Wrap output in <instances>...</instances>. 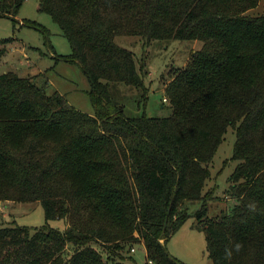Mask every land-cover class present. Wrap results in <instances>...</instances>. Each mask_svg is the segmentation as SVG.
<instances>
[{
    "label": "trees",
    "instance_id": "1",
    "mask_svg": "<svg viewBox=\"0 0 264 264\" xmlns=\"http://www.w3.org/2000/svg\"><path fill=\"white\" fill-rule=\"evenodd\" d=\"M25 1L0 0V15ZM38 2L87 75L96 114L50 93L45 75H0V202H38L47 222L67 224L0 227V264H126L120 253L140 244L149 264H177L167 244L189 202H203L195 217L214 264H264V15H246L260 0ZM124 36L202 42L165 86L172 116L128 118L115 102L114 85L148 95L143 65L116 43ZM229 128L234 205L209 218L204 189Z\"/></svg>",
    "mask_w": 264,
    "mask_h": 264
},
{
    "label": "rangeland",
    "instance_id": "2",
    "mask_svg": "<svg viewBox=\"0 0 264 264\" xmlns=\"http://www.w3.org/2000/svg\"><path fill=\"white\" fill-rule=\"evenodd\" d=\"M246 15L263 16L264 0H260L258 7ZM5 40H8L5 44L7 52L0 62V75L9 72L23 78L45 75L50 93L58 91L76 110L91 116L96 114L87 75L80 65L66 59L72 54L70 44L52 17L40 12L38 0H26L16 17L0 15V41ZM116 43L132 51L140 66L143 65L148 95L144 99L142 92L136 89L114 85L115 102L124 106L128 118L146 116L162 119L172 116L165 86L179 70L185 68L194 52L201 50L202 42L172 40L147 44L140 37L124 36L117 37ZM235 143L236 131L229 128L210 165L211 179L204 189V194L213 192V196L209 193L207 197L209 218L234 205L226 193L230 186L229 178L239 164L233 160ZM202 205L203 202L186 205L192 216L167 244L168 253L177 264H214L207 251L205 233L198 227L199 221L195 217ZM45 226L59 231L67 228L64 220L47 222L41 203L0 202V227H20L34 232ZM97 247L107 257L108 251ZM120 254L126 264H149L142 244Z\"/></svg>",
    "mask_w": 264,
    "mask_h": 264
},
{
    "label": "water",
    "instance_id": "3",
    "mask_svg": "<svg viewBox=\"0 0 264 264\" xmlns=\"http://www.w3.org/2000/svg\"><path fill=\"white\" fill-rule=\"evenodd\" d=\"M167 226V222H166V225H165V227Z\"/></svg>",
    "mask_w": 264,
    "mask_h": 264
}]
</instances>
